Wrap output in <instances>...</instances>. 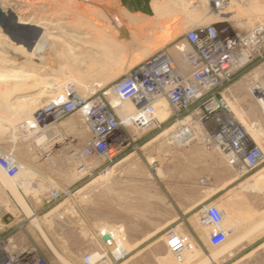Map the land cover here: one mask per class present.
I'll list each match as a JSON object with an SVG mask.
<instances>
[{"label": "rangeland", "instance_id": "374dc122", "mask_svg": "<svg viewBox=\"0 0 264 264\" xmlns=\"http://www.w3.org/2000/svg\"><path fill=\"white\" fill-rule=\"evenodd\" d=\"M149 1L155 12L154 17H130L127 26L129 31H123L125 25L118 12L119 0H0V9L4 13L12 12L17 20L40 27H45L46 24L48 33H52L54 38L65 40L67 33H74L80 28L78 30L81 35L88 33V37L94 38L96 42L105 34L113 37L116 43V48L108 52L110 50L106 48L95 49L90 44L77 42L84 51L93 50L83 51L81 56L74 55L77 58L75 62L80 63L74 65L70 59L62 58L56 52H47L42 59L31 57L28 52L10 41L0 28V108L4 105L19 107L30 104L34 111L42 105V101L48 102L41 100L46 87L57 83V88H61L71 80L78 82L79 87L76 88L81 93L84 88L87 89V98L95 94H106L115 81L152 54L164 51L169 56V52L185 48V33L191 28L216 25L214 23L220 20L213 16L205 17L209 12V4L201 0ZM226 2H231V5L222 12H226L229 20L224 24L229 28L232 29L238 24L244 26L245 35L258 27L264 28V0ZM157 6L161 8L160 11H157ZM157 14H161L160 19ZM115 19H118V23H115ZM234 32L242 36L238 31ZM105 40L102 38L98 43L107 46ZM250 57L236 68L230 82L218 90L216 97L225 102L228 115L236 118L235 122L245 133L255 126L264 132L262 110L250 92L254 80L264 74V46L256 49ZM179 60H182L180 56ZM111 73L115 74V78L109 79L101 88L97 84H91L92 80L102 81ZM60 90L55 93L59 97L58 102L61 101L63 93V89ZM92 91L95 93L90 94ZM105 99L109 102L108 97ZM166 109L165 116H170V120L160 129L149 127L137 131L127 127L136 142L123 149L112 164L82 159L77 154L73 145L76 142L86 144L90 139L79 113L60 120L53 129L54 136L40 145L36 143L38 134L29 136L27 130L21 129L25 125L15 126L12 121L7 123L6 131L0 133V156L15 161L19 167L30 173L32 171L34 175L32 178L29 176L30 186L19 189L13 183V190L0 178V249L5 253H12L16 249L32 247L39 254L42 264H66V259L70 263L81 264L76 259L72 260L71 253L67 250L68 243L61 241V233L65 231L63 227H68L76 235L79 244L91 242L89 238L92 228L99 232L102 229H117L126 231L128 239L142 237V245L147 247L149 257L163 253L168 260L172 259L173 256L163 248V244L166 243L164 233L173 221L170 218L171 196L172 189L177 188L180 178L178 175L182 173L179 166H182L185 159L194 161L197 158L198 167L202 170L205 159L211 158L213 162L220 154L206 144L210 127L205 125L199 107L193 106L178 118L168 107ZM66 123L76 126L74 129L65 127ZM18 127L21 128L16 131ZM184 129L190 131L193 141L189 139V142L178 145L172 138ZM256 145L264 155V138H258ZM105 171L109 175L102 177L101 174ZM232 172L235 174L233 177H238L236 170ZM249 174L244 173L248 176ZM21 176L20 172L18 177ZM112 180H119L117 184L122 185L106 186L113 184ZM129 180L132 184H139L140 180L147 181V216L126 220L111 219L112 224H119L117 227L91 226L92 214L102 217L124 213L120 208L124 200L128 197L133 200L135 197L132 192L135 187L127 186ZM49 187L63 193V197L53 202ZM93 189L97 194L102 190L108 192L92 202ZM247 189L252 191L256 187L248 186ZM126 191L131 192L128 194ZM196 192L197 189L193 191ZM216 199L217 202L212 206L224 214L221 227L226 231L227 245L212 256L213 260L227 254L237 242L247 238V232L252 229L240 227L235 231L231 219V203L225 200L221 202L218 196ZM242 201L241 198L240 202ZM145 231L147 235L139 236ZM120 236L127 252L129 248L123 233ZM233 253L235 255L230 257L235 259L233 264H264V249ZM188 256L185 258H189Z\"/></svg>", "mask_w": 264, "mask_h": 264}, {"label": "built area", "instance_id": "2783aa9c", "mask_svg": "<svg viewBox=\"0 0 264 264\" xmlns=\"http://www.w3.org/2000/svg\"><path fill=\"white\" fill-rule=\"evenodd\" d=\"M115 20L118 23V19ZM248 34L234 35L226 24L194 27L185 33L186 47L179 51L187 66L185 74L179 72L164 51L153 54L129 70L111 85L109 92L120 102L133 104L135 110L130 126L123 124L105 99V94H95L82 101L70 91L64 90L61 96L63 101L47 105L45 114L52 123L81 112L90 139L77 154L82 159L112 164L123 149L136 142L127 127L137 131L149 127L160 129L170 120V116L161 122L155 118L157 103L164 101L177 118L197 106L203 114L205 125L210 127L207 146L215 148L229 167L251 173L264 162L263 152L256 144L249 142L245 131L228 115L225 102L216 97L218 90L230 82L239 66L237 56L247 49ZM252 39L247 60L256 49L264 46L261 35H254ZM251 86L250 92L264 116V74L254 80ZM37 121L41 122L40 119ZM185 130L175 136L182 137ZM0 168L12 178L17 173L15 164L1 156ZM48 189L53 202L63 197L60 191L50 187ZM223 218V212L214 206L206 208L199 218V226L213 227L209 235V242L213 245L227 240L226 231L221 227ZM120 235L122 232L117 229L100 232L97 236L98 251L85 254L82 263L119 264L127 253L121 247ZM106 236L108 239L104 241ZM165 246L175 259L194 249L188 235L172 230L166 233ZM39 257L32 247L12 253L0 249V264H42Z\"/></svg>", "mask_w": 264, "mask_h": 264}, {"label": "crops", "instance_id": "0c3cea01", "mask_svg": "<svg viewBox=\"0 0 264 264\" xmlns=\"http://www.w3.org/2000/svg\"><path fill=\"white\" fill-rule=\"evenodd\" d=\"M119 4L120 8L118 12L125 25L123 31H129L127 26L130 17L141 16L143 18H152L155 15L152 4L149 0H119ZM158 7L159 6H157V11H160L161 8L159 7L158 9ZM169 56L173 61L174 66L179 71H186V66L184 63L181 64L173 51L169 52ZM75 126L76 124H65V127L72 129H74ZM84 145L85 144L83 143L80 144L79 142H76L73 147H75L78 152ZM219 156L220 157L216 156V159L213 162L211 158L205 159V165L202 170L198 167L199 163L197 158L194 161L189 158L185 159L182 166H179V170H181L182 173L181 175L180 173L178 175L180 178L178 179L177 188L172 189L170 218H172L173 221L170 228L167 229L164 234L169 230H172L190 236L194 246L193 252L184 253L182 254L184 258L181 256L179 259L172 257V259L168 260L163 253L157 255L152 254L149 257L147 247L142 245V237L136 239L129 237L128 239L127 232L123 231L122 233L129 250L119 264H233L235 259L230 258L232 255H235L233 252L264 249V241H262L264 240V162L255 171L249 174L250 177L248 175L233 177V175L235 176L232 172L234 169L226 164L221 154ZM118 181L119 180H112L111 183L113 184L106 186H121L122 184H117ZM127 186L135 187V190H131L135 193V197L133 200L130 197L124 200L123 206L120 207L124 213L104 215L102 217L92 214L91 226L117 227L119 224H112L111 219L126 220L133 217L147 216V181L140 180L139 184H132L131 180H129ZM248 186H252L253 188L256 187V190L253 189L250 191L247 189ZM195 189H197V192L193 193ZM106 191L107 190L98 191L97 194L93 189L91 197L92 202L99 199ZM131 191L126 192L129 194ZM216 196H218V200L221 202L225 200L231 203L230 206L233 214L231 219L235 231L240 227H249L252 229L247 232L249 236L247 235V238L237 242L227 254L219 259L213 260L212 256L227 245L225 244L226 240L219 245L211 244L209 242V235L212 233L213 227H201L199 226L198 221L203 211L206 208L213 207L212 204L217 202ZM241 198L243 200L242 202H240ZM244 217L246 218L244 219ZM244 220L248 221L244 222ZM63 229L65 231L61 233V241H66V243H68L69 249L67 248V250L70 251L72 260L76 259L83 264V255L99 249L97 239V236L100 233L99 230L92 228L90 230L91 238H89L91 242H83L79 244L76 235L73 232H70L68 227H63ZM142 235H147L146 231L139 234V236ZM163 246V248L166 249L164 244ZM17 250L18 249H16V251ZM48 250L52 253L50 247H48ZM186 255H189V258H185ZM206 261L207 263H205ZM66 262V264H73L67 259Z\"/></svg>", "mask_w": 264, "mask_h": 264}, {"label": "bare ground", "instance_id": "6f19581e", "mask_svg": "<svg viewBox=\"0 0 264 264\" xmlns=\"http://www.w3.org/2000/svg\"><path fill=\"white\" fill-rule=\"evenodd\" d=\"M201 1L205 4H209L207 6L209 9V12L207 15H205V17L213 16V17L220 19L218 22H216L214 24H224V22L229 20L226 18V16H227L226 12L223 13L222 11L225 9H228L231 5V2H226L227 0L226 1L225 0L224 1L223 0H201ZM158 9H159V7H158ZM11 14H12V17L14 18L16 24L24 27L25 29L23 31H25L27 34V35L24 34L23 36L20 34L18 37L19 43L18 44H16L15 42H13V43L16 45H20L19 47L24 49L26 52H28L29 56H31V57L42 59L47 52H52V53L56 52V54L58 53L60 57L70 59L74 65L75 64L79 65L80 63L75 62L77 60V58L74 55L77 54V55L81 56L84 49L79 48V46L77 45V42H81L83 44H90L95 49L100 48V47H102L104 49L106 48V49L110 50L108 52H112L111 50L112 49L114 50L116 48L115 47L116 43L114 41V38L111 36L108 37L107 35L105 36V34L101 35L100 38L97 39V41L100 42L102 38H105L106 39L105 43H107V46L106 45L102 46V45H100V43L93 40L94 38L92 39L91 37H88V33H83L81 35L79 33V30H78L80 28H77L74 31V33H70V34L67 33L65 40H61V39L54 38L53 36H51L52 33H48V30L46 28V24H45V27H40V26L35 25V24H30L29 22L17 20L15 18V15L12 12H11ZM186 16H189V15L186 14ZM157 17L158 18L161 17V14H157ZM244 28H245L244 26H241L238 24L237 26L232 27L233 30L231 28L230 29H231V32L234 33V35H237V33L234 32V30H235V31H238V34H241L243 36V35H245L243 32L245 30ZM257 34L261 35L262 40H264V28L258 27L257 29H255V31L252 30V32L250 34H248V36H247L248 39L246 41V42H248L247 49L244 51L242 50L241 53L237 56V60H238L237 64L239 66L243 65L246 62V60L248 58V54L250 53V51H249L251 48L250 43L253 42L252 38L254 37V35H257ZM30 38H32V39H30ZM91 39H92V41H91ZM120 46H122V45H120ZM93 48L91 50H93ZM57 49H58V51H57ZM180 50L181 49H175L173 51V53L178 58V60H179V56H180V59H182L180 62L182 64V63H184V61H183V58L179 52ZM86 51H89V50H85L84 52H86ZM114 53H115V51H114ZM184 65H185V63H184ZM187 71L188 70H187V66H186L185 72H183L182 70L179 72L181 74H185ZM111 78L112 79L115 78V74L114 75L112 73L107 74L102 79V81L101 80L97 81L96 79L92 80L91 84L92 85L97 84L99 86V88H101L105 84V82H107ZM57 86H58L57 83H53L44 89L43 92L45 93V95H43L41 99L42 100H48V102L42 101L41 104H43V105H41L40 107H38L34 111H33V107H31L30 104H25V105L19 106V107H15L13 105H11V106L4 105L3 107H1L0 108V133H3L4 131H6L5 126L7 125V123L12 121L13 123H15V126H20L21 124L25 125L22 128L18 127L16 129V131L20 130L19 128H21V129L27 130V132L30 134L29 136H32L34 134H36V135L38 134L39 137H38L37 142H36L37 145L43 144L48 138H51L52 136H54L55 132L53 131V129L55 128L56 124L59 121L51 123V121L48 120V116L45 114V108L50 103L51 104L58 103L59 97L58 96L56 97L55 93H57L60 89H63L62 91L66 90V91H70L71 93H73V95L79 100L85 101L87 99V96H86L87 95V93H86L87 89L84 88L83 92L81 93L79 91L80 89L76 88V87H79L77 81L71 80L70 82H66L61 88H57ZM93 93H95V92L92 91L90 94H93ZM105 95H106L105 97L109 98L110 105L112 106V108H114L116 114L119 116V118L123 122V124L126 126H130V120L133 117L134 110H135L133 104L131 102H120L111 92H107ZM61 101H63V98L61 99ZM165 106H166V103L164 101L157 103L155 106V118H157V120L160 122L165 120L168 117V115L165 116L166 112H167V109H166L167 107L165 108ZM77 113H79L81 116V112H77ZM38 119H40L41 122L38 123V121H37ZM235 119H233V122H235ZM82 122H83V120H82ZM235 123H237V122H235ZM182 134H183L182 137L175 136L174 138H172L173 141L178 145H181L186 141L189 142V139L192 140L194 138L188 129L183 131ZM246 136H247V139L249 140V142H251L253 144H257L258 138H264V132L258 126L257 127L256 126L250 127V130H248L246 132ZM223 159H224V157H223ZM224 161L226 162L225 159H224ZM12 162L15 164V167L17 169V173H16L15 177L14 178L10 177L6 172H4L0 168V178L3 181V183L6 184L12 190L14 188L13 183H16L17 186L19 187V189H22L23 187L30 184L29 183V176H30V178H32L31 176H33L34 173L32 171L30 173V172L26 171V169L24 170V168L19 167L15 161H12ZM20 172L22 173V176L18 177V174ZM236 172H237L238 176H243L245 173L244 170L239 169V168L236 170ZM28 173H30V175H28ZM107 175H109V173L106 171L101 174L102 177H106ZM101 231L105 232V233L109 232V230H106V229L105 230L102 229ZM121 244H122L121 247L124 248L125 246L123 245V243H121Z\"/></svg>", "mask_w": 264, "mask_h": 264}, {"label": "water", "instance_id": "95a60500", "mask_svg": "<svg viewBox=\"0 0 264 264\" xmlns=\"http://www.w3.org/2000/svg\"><path fill=\"white\" fill-rule=\"evenodd\" d=\"M0 28L3 31L5 35L9 37V39L12 42H15L16 44L19 43L18 37L21 34L22 36L26 34L25 31H23L25 28L21 25L16 24L14 18L12 17L11 12L4 13L0 9ZM23 38V37H22ZM108 237H104L103 240L106 241Z\"/></svg>", "mask_w": 264, "mask_h": 264}]
</instances>
